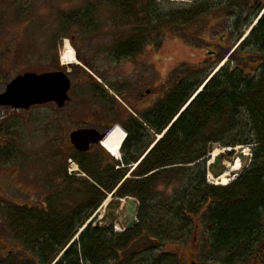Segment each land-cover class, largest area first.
Here are the masks:
<instances>
[{"label": "rangeland", "instance_id": "374dc122", "mask_svg": "<svg viewBox=\"0 0 264 264\" xmlns=\"http://www.w3.org/2000/svg\"><path fill=\"white\" fill-rule=\"evenodd\" d=\"M196 1L134 0L131 4L128 3L131 8L123 9L120 8L121 2L114 3L112 0H0V95L13 79L25 73L40 75L57 71V47L60 49L63 39L71 41L75 53L80 56L79 67H85L81 69L75 66L77 75L74 76L70 92L73 103L64 111H60L58 115L64 117L61 121L56 120L57 113L53 109L41 105L32 107L28 112H14L0 106V144H8L9 155L5 160L6 164L0 163V264H42L37 255L29 251L27 240L20 239L13 229V210H86L81 213L82 219L92 210L87 203L90 201L88 194L93 191L91 186L94 181L79 170L70 175L71 163L67 159L72 157L75 151L73 148L58 149L65 133L64 127L59 123L65 124L69 119L82 123L92 119L93 113L105 120L118 117L117 122L131 120L132 124L134 120L141 121L157 104L166 101L174 88L181 84L197 85L208 79L218 69L221 63L219 58L227 50L229 54L232 53L250 31L255 20L247 22V18L255 13L254 10L258 6L264 8V0H245L240 8L233 5L231 0H213L215 10L202 17L197 24L183 26L158 23L153 28H148L149 34H146L144 47L138 55L120 59L114 53L120 42L126 43L128 37L139 34V24L150 18L140 4L152 3L157 6L159 15H167L185 13ZM92 9L97 23L95 27H89L87 24L85 28L78 20L79 14ZM240 12L243 13L239 15ZM71 15H75L76 21L73 27H68L67 21ZM238 16H241V22ZM251 49L243 50L239 57H246ZM214 53L219 55L215 57ZM259 63L260 59H255L253 69L245 68V80L260 75V69L257 70ZM236 64L237 60H233L232 66ZM135 94L141 96V100L130 103L128 99L133 100ZM72 104L77 107L74 108ZM118 107L117 116L114 112ZM238 122L241 125L240 131L245 130L247 118L241 117ZM120 125L123 127L122 123ZM234 136L236 132L230 135L226 127L221 126L220 134L213 133L210 135L211 141L206 143V138L200 143L201 146L197 150V156H201L199 160L190 164L185 161L183 165L175 166H184L182 171L190 172L186 177L187 184L193 180L199 181L206 173V184L215 186V182L210 180L208 175L211 174V167L216 161H221L224 167L222 176L231 171L228 172L230 184L253 167L259 145L236 146L235 142L229 141V138ZM157 141V136L147 128L146 137L142 140L145 151H149ZM237 148L240 149L236 150ZM135 150L136 148H132L124 151L118 161L105 150H92L90 158L94 159L96 165L100 164L111 173L110 168L116 162H119L120 169H123L125 159L132 157ZM216 150L221 154L212 158ZM136 154L135 152V156ZM240 155L244 157L241 159ZM237 161H240L241 167L238 172H234L233 167ZM225 163L231 166V170H228ZM171 168L173 166L167 169ZM117 169L118 167L115 171ZM176 171L170 174V183L162 182L157 187L160 196L155 195L156 199L162 198L163 201L166 197V201L167 198H173L182 187L186 188L187 180L181 176L183 172H179V169ZM215 172L216 175L219 174L220 167H217ZM216 175L212 174L216 179L222 177ZM114 194L115 191L104 194L102 205L108 200L118 201L116 195L112 196ZM104 195L100 193V198H104ZM257 203L258 200L255 204ZM109 206L102 212L99 207L93 222L87 224L89 226L81 235L88 228L108 227L109 216L115 214ZM81 207L83 208L80 209ZM208 208L205 204L200 217L194 222V242L167 245L154 251L139 249L134 252L135 249H130L131 251L123 253V257L120 253L117 264H122L123 261L124 264H144L151 261L155 255L158 257L159 252L172 256L168 260L178 258L177 264H228L226 254L205 249L215 235V232L213 234L209 231L212 224L205 221ZM257 211V222L261 228L259 234L263 240L264 207H258ZM88 219L89 216L85 222ZM127 223L124 213H121L119 224L122 231ZM83 224L79 226L76 234L83 228ZM225 228L233 232L235 230L233 226ZM114 232L116 233L115 229ZM81 235L73 243L77 246L80 258ZM74 239L73 237L72 241ZM257 251H263L259 252L260 255L264 254V241L260 242ZM55 261L50 264H56ZM107 261L105 257V262ZM108 262L114 264L115 261L109 258ZM263 263L262 260L250 262L246 259L241 264ZM80 264L87 263L81 261Z\"/></svg>", "mask_w": 264, "mask_h": 264}, {"label": "trees", "instance_id": "16d2710c", "mask_svg": "<svg viewBox=\"0 0 264 264\" xmlns=\"http://www.w3.org/2000/svg\"><path fill=\"white\" fill-rule=\"evenodd\" d=\"M112 1L121 2L120 8L129 9L131 6H128V3L131 4L134 0ZM231 2L240 8L245 0ZM140 6L150 18L139 24V34H133L127 38L126 43L120 42L117 45L114 53L120 59L138 55L142 51L149 27L153 28L158 23L183 26L197 24L202 17L215 10L213 0H197L185 13L167 15H159L157 6L152 3ZM262 10L263 6H258L254 10L255 13L247 18V22L257 20ZM238 18L240 21L241 16ZM78 20L85 28L87 24L89 27H95L97 23L93 9L79 14ZM75 21V15H71L67 21L68 27H73ZM247 48H252L250 54L240 58L239 54ZM228 52L227 50L219 58L220 61L229 55ZM213 55L217 57L219 54ZM255 59H260L257 68L260 69V75L245 80V68L253 69ZM233 60H237L235 66H232ZM204 81L197 85L181 84L174 88L166 101L160 102L143 116L142 120L154 134L162 135L167 129L168 131L135 170L133 178L126 180L116 194L119 198L135 197L139 200V226L121 235L116 234L112 227L88 228L80 237L81 258L77 246L72 245L58 264H80L81 261L87 264H109V258L117 264L120 253L123 257V253L131 251L130 249H135L134 252L139 249L154 251L165 245L194 242V222L200 217L205 204L209 207L205 221L212 224L209 231L213 234L215 232L214 238H211L212 242L208 244L209 248L207 245L205 249L226 254L228 264H241L246 259L253 262L257 257L264 258V254L260 255L263 251H257L260 242L264 241L261 240V228L257 222V208L264 207V14L252 28L249 37L230 56L228 64L206 84L203 91L174 122ZM241 117L247 118V125L245 130L240 131L238 120ZM221 126H225L230 135L236 132L234 138H229L236 146L259 145L255 152V164L227 187L208 186L206 173L199 181L193 180L187 184L186 177L190 172H183L184 166H175L183 165L185 161L190 164L199 160L201 156H197V150L201 146L200 143L206 138V143L211 141L210 135L213 133L220 134ZM146 130L145 125L138 121L129 128L123 149L136 150L132 157L125 159L124 169L115 171V166H112L109 173L100 164L77 159L81 169L96 183L91 186L93 191L88 194L90 201L87 205L92 210L83 219L81 213L86 210H13V229L20 239L27 240L29 251L37 255L42 264H50L57 257L75 236L79 226L88 216L91 217L104 201V194H111L128 174L130 166L136 164L146 152L142 143ZM260 159L262 160L258 162ZM171 166L173 168L167 169ZM178 169L183 172L181 176L187 180L186 188L182 187L181 191H176V195L166 201V197L163 201L162 198L156 199L155 195L160 196L157 187L162 182L170 183V174ZM100 193L104 198H100ZM257 200L259 203L255 204ZM225 226H233L234 232L227 230ZM170 257L172 256L169 254L160 253L158 257L155 255L151 261L144 264H175L176 259L168 260Z\"/></svg>", "mask_w": 264, "mask_h": 264}, {"label": "water", "instance_id": "95a60500", "mask_svg": "<svg viewBox=\"0 0 264 264\" xmlns=\"http://www.w3.org/2000/svg\"><path fill=\"white\" fill-rule=\"evenodd\" d=\"M64 78L65 77L60 73L51 75L25 74L8 85L5 93L0 95V105L3 107H12L14 109H28L31 106L50 102L62 105L69 90V85L66 84ZM94 133H96L94 130H81L73 133L71 135V141L76 150L79 152L89 151L91 144L97 143V140H92V135H94ZM101 139L102 138H100V140ZM243 157L244 155H240L241 159ZM217 167H220L221 172L216 175L215 170ZM211 168V174L217 177L222 176L225 172L221 161H216ZM127 203V212L130 219L127 229H130L136 224L135 216L137 214L138 205L131 199H128ZM112 208L114 213L117 212V204H112ZM111 213L112 212H110V214ZM116 220V215L109 216L110 223Z\"/></svg>", "mask_w": 264, "mask_h": 264}, {"label": "flooded vegetation", "instance_id": "af4514ba", "mask_svg": "<svg viewBox=\"0 0 264 264\" xmlns=\"http://www.w3.org/2000/svg\"><path fill=\"white\" fill-rule=\"evenodd\" d=\"M63 43L64 41L62 40L60 42V49H59V46L57 47V57H56V63H57V68L58 70L57 71H54V72H50V73H62L64 75L67 76L68 80L70 81V85H69V90L67 92V97L64 101V103L62 105L60 104H57V103H47V104H43L41 106L45 107V108H51L53 109L57 114H56V120H63L62 116L61 115H58L60 113V111H64L66 109V107H68V105L70 103H73V100H71V96H70V92H72V86H73V83H74V76H76V67L73 66V65H68L67 67L64 66L63 63H61V54H62V48H63ZM59 49V51H58ZM78 57L80 58V56L78 55ZM47 73V72H46ZM14 80V79H13ZM12 80V81H13ZM100 92V91H98ZM98 94V93H97ZM138 94H135L134 96V99L131 100V99H128V101L130 103L134 102V101H140L141 100V96H139L138 98ZM73 105V104H72ZM73 107H77V105H73ZM73 108V110H74ZM118 110H119V107L115 109V112L114 114H117L118 116ZM14 112H20L22 110H19V111H15V110H12ZM27 112L29 110H26ZM93 117L92 119H89L88 121H84L82 123H80L79 120H77V122H72L70 121V119L65 123V124H62V123H59V125H62L65 129V133L62 137L63 141L62 142V139H61V143H59V146H58V149H65V150H68L70 148H74L73 147V144H72V141H71V135L75 132H78V131H81V130H94L96 133H94V135H92V140L93 141H96L97 140V143L95 144H91V147H90V150L86 153H79V152H75L72 157H70V159L74 160L77 164H78V160L81 161V159H85L88 163H94V159H91L90 158V152L92 150H100L102 151L101 147H100V144H101V141H100V138L102 137H105L108 132L111 130V128H113V126L115 124H120L122 123L123 127H126L128 126L130 123H131V120H129V122H125V121H122V120H119L118 121V117L115 118V119H103L102 117H99V116H95L94 113L92 114ZM108 115V114H107ZM106 115V116H107ZM133 119V118H132ZM117 122V123H115ZM133 125V124H131ZM8 144H6L5 146H2L0 144V161H3L4 163H6L5 160H7L9 158V155L7 154V146ZM57 150V148H56ZM78 159V160H77ZM68 160V159H67ZM84 160V161H85Z\"/></svg>", "mask_w": 264, "mask_h": 264}, {"label": "bare ground", "instance_id": "6f19581e", "mask_svg": "<svg viewBox=\"0 0 264 264\" xmlns=\"http://www.w3.org/2000/svg\"><path fill=\"white\" fill-rule=\"evenodd\" d=\"M62 59H63L62 63L65 65L78 62V60L75 57V51L71 47L69 42H66V46L62 52ZM225 64H226V62H224V64L221 65V68ZM125 138H126V133L123 131V129L121 127L117 126L113 130H111L108 137L104 140L103 148L106 150V152L108 154L119 159L121 156V146H122ZM238 149H240V148H237L236 150H238ZM219 154H221L219 152V150H216V152L211 157L216 158L217 156H219ZM225 166L228 168V170H231V166L228 163H225ZM240 167H241V163H240V161H237L236 166L233 167V171L238 172ZM228 172L219 179L214 178L211 174H209L208 177L210 180L215 182L216 186L225 187V186H228V184H230V182H231V180L229 179L230 175ZM108 203H110L109 200L104 203L100 212H102L107 207ZM118 229L120 230L119 227H118Z\"/></svg>", "mask_w": 264, "mask_h": 264}]
</instances>
